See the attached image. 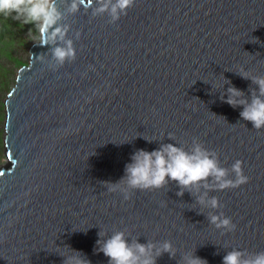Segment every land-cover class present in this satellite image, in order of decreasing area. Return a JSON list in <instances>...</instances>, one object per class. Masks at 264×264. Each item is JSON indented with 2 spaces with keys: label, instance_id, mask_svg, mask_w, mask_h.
<instances>
[{
  "label": "water",
  "instance_id": "1",
  "mask_svg": "<svg viewBox=\"0 0 264 264\" xmlns=\"http://www.w3.org/2000/svg\"><path fill=\"white\" fill-rule=\"evenodd\" d=\"M86 6L66 21L76 59L54 68L35 57L49 46L34 42L5 99L0 264H62L67 247L108 264L94 250L100 231L116 230L129 241L171 240L176 257L156 264H178L192 249L208 264L232 248L264 250V128L216 87L224 78L246 96L258 87L238 72L264 75V0H135L116 23ZM194 137L222 166L243 162L246 184L210 192L223 205L211 211L231 217L234 231L210 225V210L187 191L177 196L174 182L127 200L103 185L124 176L135 150Z\"/></svg>",
  "mask_w": 264,
  "mask_h": 264
},
{
  "label": "clouds",
  "instance_id": "2",
  "mask_svg": "<svg viewBox=\"0 0 264 264\" xmlns=\"http://www.w3.org/2000/svg\"><path fill=\"white\" fill-rule=\"evenodd\" d=\"M83 0H0V16L11 18L28 28V37L39 46H49L47 53L35 57L41 62L47 59L50 66L57 68L76 59L74 40L68 34L71 24L66 22L70 15L80 11ZM135 0H88L84 11L90 10L92 17L108 16V23H116L127 15ZM35 29V32L33 31ZM80 32H75L79 39ZM33 56V55H32ZM50 57V58H49ZM246 80H251L250 96L224 78L216 87L222 88L221 100L237 108L243 106L240 117L249 121L252 127L264 128V75H250L244 70L238 72ZM195 83V82H194ZM225 84L229 85L226 89ZM144 137V136H143ZM170 140L175 139L168 133ZM149 142L153 139L144 137ZM124 176L117 182H103L109 192L119 191L125 200L135 190L153 191L165 188L170 182L178 186L177 196L187 191L195 197L201 209H209L207 220L222 234L232 232L236 225L231 217L220 209L223 205L211 191L238 188L246 184L249 177L244 174L243 162L239 159L229 167L221 165L218 153L206 148L198 138H193L187 147L184 143H161L152 151L137 149L131 154V162L125 165ZM98 247L108 258V264H156L157 258L167 253L175 258L178 249L171 240H148L140 243L138 238L129 241L125 230H116L111 235L99 232ZM62 264H91L80 251L67 247ZM178 264H208L195 254V249L181 253ZM222 264H264V250L250 252L247 249L232 248L223 256Z\"/></svg>",
  "mask_w": 264,
  "mask_h": 264
},
{
  "label": "rangeland",
  "instance_id": "3",
  "mask_svg": "<svg viewBox=\"0 0 264 264\" xmlns=\"http://www.w3.org/2000/svg\"><path fill=\"white\" fill-rule=\"evenodd\" d=\"M29 27L33 26H22L11 18L0 16V167L7 162L5 99L16 84L20 67L30 60V47L34 42L28 37Z\"/></svg>",
  "mask_w": 264,
  "mask_h": 264
}]
</instances>
